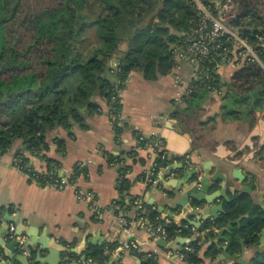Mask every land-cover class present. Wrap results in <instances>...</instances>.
Returning a JSON list of instances; mask_svg holds the SVG:
<instances>
[{
    "label": "crops",
    "instance_id": "crops-1",
    "mask_svg": "<svg viewBox=\"0 0 264 264\" xmlns=\"http://www.w3.org/2000/svg\"><path fill=\"white\" fill-rule=\"evenodd\" d=\"M239 67L235 62L224 61L218 69L223 83L221 93L210 91L194 112L186 114L179 110V114L175 115L173 112L178 108V102L184 100L181 103L184 107L186 98L176 102L174 97L181 86L189 82V79L180 75L181 67L178 69L174 66L168 73H158L154 79H147L141 69L132 70L119 90L125 116L122 122L124 130L119 138L108 115V105L99 97L102 104L100 111L87 113L86 109L82 110L85 112L83 124L73 118L74 122L70 121V126H59L48 131L45 135L46 144H41L39 154L27 150L22 139H14L8 150L0 154V228L5 227L4 218L12 216L10 224L22 228L24 235L26 232H34L46 238L56 253L51 258L50 253L45 251L51 260H57L59 249L68 248L73 251L61 254L62 258H69V264L81 263L86 248L101 247L112 242H116L117 246L111 249L112 255L104 264H147L150 256L156 259V264H188L179 259V247L173 249L163 246L161 238L152 234L147 216H137L133 208L121 205L119 212L124 214L127 224L124 227L118 222L113 208L114 203H120L121 199L118 190L120 167L117 162L123 160L129 165L126 177L130 180V187L124 193L126 201L131 197L141 198L145 205L156 204L168 211L176 208L174 210H177L175 214L178 221L187 218L190 205L198 206L195 203L197 198L184 200L186 194L182 186H187L186 178L194 173L203 178L207 171L209 178L218 173L217 182H221L222 177L224 184L238 187L235 195H248L264 208V106L255 114H249L244 105H236L234 110L237 111H232L233 107H229L230 99L225 97L226 84ZM176 74L184 82H177ZM223 76L228 80L224 81ZM155 132L165 139L169 153L179 157L188 155L190 162L186 171H179L164 180L163 186L171 192L170 195H164L160 187L148 185L141 178L153 163L155 153L140 144L137 133L143 134L146 141H151ZM19 149L26 150L38 168H49L47 159L51 160V165L55 164L60 174L72 171L78 162H84L87 176L80 178L79 185L84 190L94 192L99 209L78 199L72 187L58 189L42 186L13 167L12 159ZM131 150H135L136 154H130ZM111 155L120 159L110 160ZM235 172L239 176L242 174V180ZM201 188L202 185L198 190ZM217 188L212 183L204 196ZM226 191L230 198L235 196L231 190ZM223 199L221 197L213 203L218 204ZM205 202L200 210L210 211ZM146 211L144 207L143 212ZM203 215L209 216L210 220L213 218L208 213ZM189 218L194 221L198 219ZM217 231L213 239L217 238ZM130 240L138 243L137 249L124 246V242ZM210 242L206 241L199 251L202 258L200 264H223L218 257L222 251L216 243L212 245L217 248V255L207 253ZM216 242L227 247L226 238L219 241L216 239ZM262 250L264 252V245ZM245 257L250 258V254Z\"/></svg>",
    "mask_w": 264,
    "mask_h": 264
},
{
    "label": "trees",
    "instance_id": "trees-1",
    "mask_svg": "<svg viewBox=\"0 0 264 264\" xmlns=\"http://www.w3.org/2000/svg\"><path fill=\"white\" fill-rule=\"evenodd\" d=\"M235 1L241 11V17L235 23L255 41L256 34L264 35V14L259 10L264 0ZM33 2L0 0V154L8 150L13 139H22L27 150L39 154L41 144H46L48 131L70 126V117L83 124L84 113L102 109L99 97L109 105L115 89L123 87L134 69L143 70L147 79L170 72L176 64L174 48L197 8L194 0ZM89 26H95L98 44L90 50H78L77 44L84 41L80 37ZM124 43L127 45L125 49L122 47ZM259 54L264 61V48L259 49ZM112 57L120 62L117 83L101 75ZM217 82L216 87L221 88L223 83L219 76ZM98 83L102 92L90 100ZM226 85L225 97L230 99L232 111H237L234 106L244 105L249 114H255L264 106V69L258 63L245 62ZM210 91L212 89L206 88L204 83H196L193 91L184 98L188 106L198 109L200 101ZM113 107L116 113L120 111L118 102ZM82 108L86 111L83 112ZM183 112L190 114L192 111ZM176 113L179 114V108L174 110L173 114ZM117 121H113V127L119 138L124 126ZM129 153L136 154L135 150ZM174 156L159 154L155 157L153 177L159 178L162 168L170 165L174 158H180ZM113 159L120 157L111 155L110 160ZM47 161L48 167L55 169V164ZM123 169L129 170V165L125 164ZM176 170L179 172L184 168ZM129 187L130 180L125 176L118 183L119 202L125 208L132 207L124 197ZM144 207L147 211L141 209L137 216H147L151 225L161 222L157 219V210L147 204ZM240 216V222H234ZM230 221L232 226L225 232L227 251L235 254L242 249L241 239L248 245L258 242L259 233L264 229V208L250 196L237 194L226 203L225 210L216 220L206 221L198 229L205 230V238L209 241L216 235V229L227 226ZM166 228L170 240L194 234L193 226L187 221L181 225L173 222ZM189 243L195 251L187 252L184 261L202 263L199 251L203 244L192 238ZM108 245L114 249L117 243ZM207 253L216 256L218 250L211 244ZM84 256L97 264H104L111 254L104 253L103 245L86 248ZM146 263L156 264V259L150 256ZM253 264H264V252Z\"/></svg>",
    "mask_w": 264,
    "mask_h": 264
},
{
    "label": "built area",
    "instance_id": "built-area-1",
    "mask_svg": "<svg viewBox=\"0 0 264 264\" xmlns=\"http://www.w3.org/2000/svg\"><path fill=\"white\" fill-rule=\"evenodd\" d=\"M240 17L241 11L235 0H222L220 2L210 1V3L205 4V6L197 5L196 14L190 19L187 28L181 32V38L174 48V58L176 61L175 67L179 69L182 63L188 64L192 67L189 82L185 86H181L177 95L174 97L176 102L190 94L196 83H204L206 88L221 93L222 89L216 87V83H218V69L224 61L235 62L239 66H242L245 62H254L258 63L264 69V61L259 54V49L264 48V35L256 34L255 41H252L235 23ZM119 65V60L115 58L114 72L117 73V76L120 71ZM175 79L179 83L184 82L179 74L175 75ZM120 89L121 88L115 89V93L111 101L108 103V115L112 120V124L113 121L118 119L117 123L122 125L125 116L122 111V104L119 97ZM117 102L120 105V111L118 113L115 112V108L113 107ZM153 136L154 137L151 141H146L143 134L137 133L139 142H144L142 145L152 150V152L155 153L154 157H157L159 154H162L163 157H175L174 154L169 153L166 149L165 139L161 134L155 132L153 133ZM177 163H185L186 165L190 164L188 155L174 158L170 165ZM117 164L120 167L118 177L119 182L126 176L129 170L123 169V166H125L123 160L118 161ZM12 166L26 173L32 181L42 186H53L58 189L72 187L78 199L88 202L90 207L94 209H99L95 200L94 192L91 190H84L79 185L80 178L82 176H87V172L85 171L86 165L84 162H78L72 171L60 174L54 172L53 169L38 168L37 166H34L27 151L19 149L14 154ZM167 167L162 168L159 171V174L165 171ZM143 174V181L146 184L150 183L153 185L158 180L157 177H153V163ZM127 202L132 203L131 208L135 210L137 215L141 209H144V202L141 198H133L132 201L129 199ZM113 208L116 210L118 222L125 227L127 220L124 214L119 212L121 204L115 202ZM152 209L159 212L157 219L161 221L156 225H151L152 234L170 241L166 226L167 224L175 222L174 219L168 217L166 213L160 212L156 206H152ZM13 229L14 225L12 224L11 230ZM180 230L181 229H179V231ZM187 238L189 240L191 238L198 240L200 244H203L206 240L204 233L200 230H194V234ZM124 246L137 249L138 243L134 240H130L124 242ZM112 251L113 250H111L109 245L104 246L105 254H111ZM194 251V246L189 242L184 243L182 250L178 253L179 259L184 261L186 253ZM87 264L96 263L89 258L87 259Z\"/></svg>",
    "mask_w": 264,
    "mask_h": 264
},
{
    "label": "water",
    "instance_id": "water-1",
    "mask_svg": "<svg viewBox=\"0 0 264 264\" xmlns=\"http://www.w3.org/2000/svg\"><path fill=\"white\" fill-rule=\"evenodd\" d=\"M210 1L220 2L222 0ZM114 61L115 57H112L105 65L101 75L106 80L112 83H117L118 76L117 73L114 72ZM101 92V84L98 83V87L96 91L90 96V100H94L95 97L100 96ZM85 109L86 108H82V110ZM70 121L72 123L74 122L73 117H70ZM75 125L79 127L78 123H75ZM188 166L189 164L184 165V163L170 165L165 170V173L163 171L159 174L157 182L153 185L160 187L164 195H170L171 192H168L167 189L163 186L164 180L170 176H175L176 174H178L179 172L176 170L177 168H184V170L186 171L188 169ZM208 173L209 172L207 171L206 175L203 178H200L197 173H194L191 177L186 178L185 182L187 183V186H184V184L182 186L184 187L183 190L186 194L184 200L188 201L190 197L197 198L195 200V203L198 204L197 207H193L192 205L189 206L190 209L186 213L187 218H184L181 221L176 220L177 214H175V211L177 210H174L176 208H172L170 209V211H168V209H166L165 207L160 208L156 204H151V206H156L160 212L166 213V215L174 219L175 223H177L178 225H181L183 221H187L193 226L194 230H199V227L197 226L201 227L206 221L216 220L219 217V212L224 211L225 202H229L232 199L228 196L226 190H231V192L235 195V191L238 188L233 184H224V178L222 177V181L217 182V179L219 177L218 173L210 176V178L208 177ZM235 174H237V177L242 180V174L240 176L238 172H235ZM180 181L181 183H183L182 180ZM212 183H215V186L218 187L217 190L204 196V192H206L207 189L212 186ZM200 185H202V188L198 190ZM221 197H223L224 199L221 200L218 204L213 203L216 200H219ZM204 200L206 201L205 205H208V207H210V211H206V209H204V211L203 209L200 210L202 208ZM182 203H184V201H182ZM203 213H208V215L212 216L213 218L210 220V218H208L209 216L203 215ZM189 216L198 217V219L194 221L189 218ZM4 220L6 222L5 227L0 228V264H69V258H62L61 254L62 252H64V254H67L73 251L69 250L68 248L59 249L57 250V260H51L50 257L52 258V255H55L56 253L53 252V248L48 244L45 237L40 236L34 232H26L24 235L23 229L19 226L16 227L15 224H13L14 229L11 230L12 224L10 223L12 221V216L4 218ZM240 220L241 217L236 219L234 222L239 223ZM232 223L233 222L230 221L227 226L218 229L216 238L217 241H219L221 238H226L227 240V236L225 237V232L231 228ZM194 226H196L197 228H195ZM200 231H202V233H204L205 235V230ZM216 239H212L209 241H211V244L216 243L217 247L222 251V254H220L218 257L223 261V264H253L252 261L255 260L259 256V254L263 252L262 245H264V230L260 232L258 242L254 245L247 246L245 240L241 239V246L243 249H241L242 251L240 253L235 254L226 252L227 247L225 245L220 246L218 242H216ZM206 241L208 240L206 239L203 244ZM161 242L163 246L173 249H177V247H179V250L181 251L183 248V244L186 242H190V240L187 237L180 236L170 241L161 238ZM45 251H48L50 253V257L45 255ZM247 254H250V258L245 257ZM77 264H87L86 256H83V258L81 259V263Z\"/></svg>",
    "mask_w": 264,
    "mask_h": 264
},
{
    "label": "rangeland",
    "instance_id": "rangeland-1",
    "mask_svg": "<svg viewBox=\"0 0 264 264\" xmlns=\"http://www.w3.org/2000/svg\"><path fill=\"white\" fill-rule=\"evenodd\" d=\"M35 1L36 0H34V2L33 3H35ZM195 1V3L197 4V5H203V6H205V4H209L210 2L209 1H207V0H194ZM259 10H261L260 11V13H262V14H264V5H260L259 6ZM80 38H83L84 39V41H82L81 43H78L77 44V48H78V50H90V49H92L93 47H95L96 46V44H98V39H97V37H96V35H95V26H89L87 29H86V31L85 32H83V34H82V36L80 37ZM126 43H124L123 45H122V47L125 49L126 48ZM119 58V57H118ZM181 68L179 69L180 70V75L182 76V77H184L186 80L187 79H189V72L190 71H192V67L190 66V65H188V64H185V63H182L181 64V66H180ZM223 80L224 81H227L228 80V78L227 77H225V76H223ZM224 83H226V82H224ZM225 90H226V87H225ZM184 100H181L180 102H178L179 104H178V108H179V110L180 111H189V112H194V106H192V107H190V106H188L189 104H188V102H187V100H185L186 101V105L184 106V107H182V102H183ZM227 105H230L229 103H226ZM229 107H232L231 105L229 106Z\"/></svg>",
    "mask_w": 264,
    "mask_h": 264
}]
</instances>
